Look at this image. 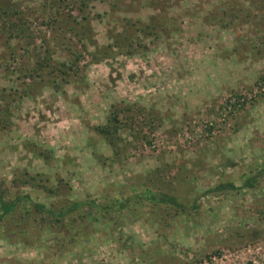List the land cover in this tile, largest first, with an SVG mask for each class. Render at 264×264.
<instances>
[{"label": "rangeland", "instance_id": "374dc122", "mask_svg": "<svg viewBox=\"0 0 264 264\" xmlns=\"http://www.w3.org/2000/svg\"><path fill=\"white\" fill-rule=\"evenodd\" d=\"M2 1L16 21L7 24L22 29L8 38L0 25V94L12 110L11 124L0 128L5 197L29 194L48 206L89 197L106 203L153 189L154 180L200 207L176 213L143 203L134 215L87 209L76 231L7 218L0 264H264V177L255 189L203 194L223 182L241 187L264 164V0H93L87 7L81 0ZM87 13L90 51L111 43L127 19L173 26L160 40L147 37L133 56L92 62L86 54L84 82L66 84L64 93L40 86L39 77L25 79L22 72L47 47L68 59L62 37L77 44L65 30L79 29L71 21ZM118 103L150 115L123 130L115 155L93 127ZM33 142L53 156L36 155ZM39 173L50 185L63 178L69 186L51 196L25 182ZM255 227L263 230L257 239L238 240L237 228Z\"/></svg>", "mask_w": 264, "mask_h": 264}, {"label": "trees", "instance_id": "16d2710c", "mask_svg": "<svg viewBox=\"0 0 264 264\" xmlns=\"http://www.w3.org/2000/svg\"><path fill=\"white\" fill-rule=\"evenodd\" d=\"M91 1L93 0H81V4L87 7ZM6 3L8 4L6 1L0 2V25L3 29L2 31L4 33L7 32L8 36H6L8 38H13L18 36L22 29H20L19 25L11 26L7 24L8 22L15 23L16 21L14 22L13 17L8 16V14L10 15L11 13V7L9 4L7 6ZM8 11H10V13H8ZM90 14L91 13H87L83 15L82 21H78L76 17L72 19L71 22L79 23L76 24L80 26L79 29H76L75 24H71L65 30L66 32H73L75 36H77L79 42V44L78 42L77 44H71L73 39H63L62 37L63 43L61 45L67 50V60L61 61L56 59L54 57L55 48L52 49L47 47L44 53L37 52L35 54L36 60L34 66L26 68L25 71L22 72L23 77L31 80L39 77L40 79L38 82L40 86L47 85L56 90V92L64 93L66 84H79L84 82L85 76L83 75L84 73H82L80 62L84 59L86 54L90 57V61L92 62H101L105 59L115 58L117 55L133 56L147 46V37L152 36L155 41L160 40L162 34L173 26L172 22L168 25H164V22L156 21L155 19H153L151 23L137 25L136 22L127 19L122 30L110 34V38L112 39L111 43L105 47L90 51L88 43L95 42L94 33L90 26ZM259 84L260 87L264 84V76L259 81ZM31 87L32 85L24 88V93L30 94L31 91L29 88ZM241 95L242 94H240V96ZM0 98L3 101V105L0 104V128L5 129L11 124L12 110L7 98L4 96L2 97L1 94ZM236 108L237 107L234 105L230 110L235 112ZM140 115L147 116L150 114L148 110L135 104H113L106 122L95 125L93 129L107 141L115 155H119L124 141V137L122 136L123 130L133 127L132 124L134 120ZM148 122L150 123V121ZM31 144V148L35 150L36 155L44 156L46 160L53 156L52 150L40 149L34 142ZM94 153L97 154V152ZM97 157L100 158L101 156L97 155ZM100 160L102 159L100 158ZM263 177L264 164L252 170L251 175H248L241 187H238V185L231 181L223 182L215 185V187L206 189L203 194L234 192L242 187L255 189ZM16 178L19 177L16 176ZM25 182H32L33 186L42 188L50 193L51 196L60 195L61 192H64L63 190L65 187L69 186L68 183L64 182L63 178L58 179V182L55 184L51 181L50 185V178L44 173L30 175L26 178ZM4 183V181L0 183V224L7 218H10L13 220L12 222H14V224L20 226H30L31 223L32 225L39 223L40 226L46 224L51 225V228L63 226L69 231H76L79 229V223L86 220L87 209L95 210L102 214L118 213V215L124 214L127 209V214L134 215V213H132L134 212V206L143 203H149L154 209H157V207H166L168 210H173L176 213H191L194 210L197 211L200 207L197 200L193 201L191 205H187L184 201L180 200L175 193H169L168 191L164 192L162 189L160 190V188H158L159 184L154 180L152 183L156 187L154 186L153 189L148 188L143 192H136L132 195L114 199L106 203L98 202L97 199L90 197L85 199L70 198L59 202L57 205L52 204L51 206L43 202L35 201L29 194H17L13 197H5L4 193L6 188H4ZM156 188L158 190L155 191ZM237 229L236 234L240 242L255 240L263 232L260 227H255L253 229Z\"/></svg>", "mask_w": 264, "mask_h": 264}]
</instances>
